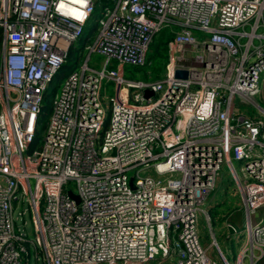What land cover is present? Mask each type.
Segmentation results:
<instances>
[{
	"label": "built area",
	"instance_id": "built-area-1",
	"mask_svg": "<svg viewBox=\"0 0 264 264\" xmlns=\"http://www.w3.org/2000/svg\"><path fill=\"white\" fill-rule=\"evenodd\" d=\"M95 1L0 0V264L30 254L33 264H147L172 248L174 264H215L198 221L208 224L222 165L261 258L264 222L251 216L264 205V0H106L33 144L48 85ZM162 28H172L163 74L124 78Z\"/></svg>",
	"mask_w": 264,
	"mask_h": 264
},
{
	"label": "rangeland",
	"instance_id": "rangeland-1",
	"mask_svg": "<svg viewBox=\"0 0 264 264\" xmlns=\"http://www.w3.org/2000/svg\"><path fill=\"white\" fill-rule=\"evenodd\" d=\"M88 41L83 44L79 49L74 48L71 52L70 57L66 60V68L62 71V77L70 70V68H78V64L83 62L86 57V50L84 47L87 45ZM76 43L73 42L72 45ZM148 53V52H147ZM103 57L97 54H91L87 61V64L90 67L95 69H100L103 63ZM155 63L156 61L153 60ZM115 62L110 61L107 65V68H114ZM143 68L124 65L123 66V77L126 79H141ZM163 74V70L161 75ZM160 75V76H161ZM263 74L260 76L262 78ZM61 84V79L57 82H52L49 85L47 93L52 96L53 94L59 91ZM102 92L105 94V97H102V102L106 106L108 97L113 94L112 83L103 81L102 82ZM102 94V93H101ZM49 96V97H50ZM263 105V103H261ZM239 112L244 114H253V109L250 106L239 105ZM253 110V111H252ZM41 137L42 133L39 132ZM233 166L238 175H240V166L241 162L232 161ZM131 173H128L129 176ZM220 177L216 183L215 189L210 193L208 198L210 205L207 207V214L209 217L208 224L205 219L199 218L198 236L199 241L202 245H210L208 249L209 254L214 258L215 264H224L221 257L228 262V264H234V259L232 258L241 256V264H260V253L253 248H250L246 242L245 228H246V215L243 206L241 205L240 195L237 192L235 183L231 174L228 172L226 165H222L221 171L219 172ZM206 207V205H204ZM209 208V209H208ZM253 222H264V205L256 209L252 216ZM26 229L23 230L27 239L31 240L32 232L30 227L29 219L24 216ZM231 224L235 232L227 229L226 224ZM213 242V243H212ZM237 252V253H236ZM236 253V254H235ZM264 255V252L263 254ZM262 258V256H261ZM161 259L160 256H156L153 260L149 261L147 264H171L170 257H167L161 260L158 263V260ZM29 264H33V259L31 254L28 258Z\"/></svg>",
	"mask_w": 264,
	"mask_h": 264
},
{
	"label": "trees",
	"instance_id": "trees-1",
	"mask_svg": "<svg viewBox=\"0 0 264 264\" xmlns=\"http://www.w3.org/2000/svg\"><path fill=\"white\" fill-rule=\"evenodd\" d=\"M107 2L106 0H96L93 4V9L92 12L90 13L89 18L87 19V21L84 23L82 30L79 34V36L74 40V42L76 43L75 45H70L69 49H68V56L66 58V60L70 57L71 52L74 48L79 49L81 46H83V44L85 42L88 41L87 44H89L95 34H96V22L97 19L100 15V10L102 9V7L104 5H106ZM172 28H162L161 30H159L151 39L147 51H146V56H145V63L142 66H135V67H141L143 68V72L141 75V79L139 80H156L160 77L161 72L164 68V65L167 61V41L172 37V33H171ZM148 52V53H147ZM66 60L64 61V63L62 64V66L60 67L59 71L57 72V74L53 77V79L50 81L49 85L52 82H57L59 80V77H61L62 71L64 68H66ZM155 60L156 63L153 61ZM75 67L70 68V70L67 73H69L70 71H73ZM62 74V75H61ZM48 85V88H49ZM48 91V89H47ZM49 93H47L45 95V97L43 98V103L41 105V110H40V115L38 118V128L35 130V134H34V143L36 144L39 142L40 139V135L39 132L42 133L43 128L45 127V123L47 120V116L49 113V109H50V98L53 96H50ZM261 261L260 264H264V255H262V258H260Z\"/></svg>",
	"mask_w": 264,
	"mask_h": 264
},
{
	"label": "crops",
	"instance_id": "crops-1",
	"mask_svg": "<svg viewBox=\"0 0 264 264\" xmlns=\"http://www.w3.org/2000/svg\"><path fill=\"white\" fill-rule=\"evenodd\" d=\"M209 196H210V194H209ZM209 196L207 197V200H206V203H205L206 207H209V205H210V202H209V200H208ZM211 207H212V206H211ZM211 207H209V208H211ZM209 208H208V209H209ZM199 225H201V224H200L199 221H198V228H199ZM236 253H237V252H236ZM236 253H235V254H236ZM167 257H170L171 264H174V263H175V259H176V257H177V254H176V251H175L174 248L170 249V251H169V255H168ZM167 257H165V258H167ZM165 258H161V259H159V260H158V263H159L161 260L165 259ZM232 258L235 259V255H234ZM149 264H150V263H149Z\"/></svg>",
	"mask_w": 264,
	"mask_h": 264
},
{
	"label": "water",
	"instance_id": "water-1",
	"mask_svg": "<svg viewBox=\"0 0 264 264\" xmlns=\"http://www.w3.org/2000/svg\"><path fill=\"white\" fill-rule=\"evenodd\" d=\"M175 76H181V77H184V72H182V71H176V72H175ZM149 95H150V92H149L148 90H145V91L143 92V96H144V97H148ZM67 194H68V196H69L70 198H72L76 203L78 202V198H77V196L73 195V194L70 193V192H67Z\"/></svg>",
	"mask_w": 264,
	"mask_h": 264
}]
</instances>
